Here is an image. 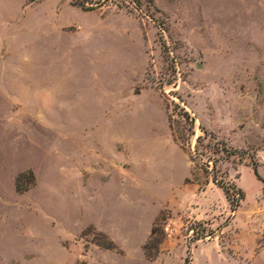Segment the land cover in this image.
<instances>
[{"label":"rangeland","instance_id":"rangeland-1","mask_svg":"<svg viewBox=\"0 0 264 264\" xmlns=\"http://www.w3.org/2000/svg\"><path fill=\"white\" fill-rule=\"evenodd\" d=\"M71 1L0 0V264H264V0Z\"/></svg>","mask_w":264,"mask_h":264},{"label":"trees","instance_id":"trees-1","mask_svg":"<svg viewBox=\"0 0 264 264\" xmlns=\"http://www.w3.org/2000/svg\"><path fill=\"white\" fill-rule=\"evenodd\" d=\"M70 5L73 7L80 8L83 11H92L95 8H98L100 6V2H92L91 0H72L70 2ZM183 116L186 118L187 122L192 125L193 120L189 117V115L183 111ZM191 130V127H190ZM201 133L203 136H198L196 139V145L193 149V153L197 158H205L207 161V164H211V182L216 185L218 188L222 189V192L225 196L226 201L229 203L230 210L234 211L235 206L237 203L243 199V193L242 191L237 188L233 184L225 183L222 179H220L216 174V163L220 161V159L228 158L230 156L237 155V151L233 150H227L223 146H218L216 143L212 147H210L209 144H203V140L207 137V133L205 130L201 129ZM192 159V158H191ZM192 161V160H191ZM252 171L254 176L259 180V175L257 172V168L255 166L252 167ZM23 177V175H21ZM31 178L33 179V175H31ZM20 176L16 179V190L20 191L18 188V182L20 180ZM165 221V218H162V215L159 217V219L155 222L154 226L151 229L150 237L147 243L143 246V252L146 260L153 261L155 258H157L159 250L158 246L161 243L160 238H157V236L161 235L163 236V229L160 228L159 222ZM97 237L106 239L105 235L100 232L94 233V243L101 247L102 249L106 251H115L116 247L115 245L110 241L107 240L106 243H100ZM188 259H185V264H188Z\"/></svg>","mask_w":264,"mask_h":264}]
</instances>
